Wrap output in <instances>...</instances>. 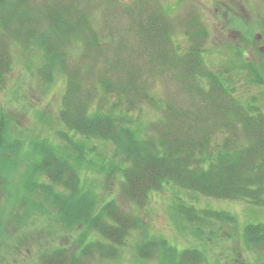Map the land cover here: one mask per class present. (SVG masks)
<instances>
[{
    "label": "trees",
    "instance_id": "obj_1",
    "mask_svg": "<svg viewBox=\"0 0 264 264\" xmlns=\"http://www.w3.org/2000/svg\"><path fill=\"white\" fill-rule=\"evenodd\" d=\"M109 4L118 1L0 0V91L13 68L12 48L41 55L39 74L46 84L60 72L67 79L60 111L64 131L33 141L28 152H23L24 141L12 135L11 118L0 112L2 186L9 184V191L15 187L11 172L28 158L13 197L25 218L30 217L22 221V231L40 219L73 236V244L41 254L37 264L119 260L132 231L143 229L119 202L144 208L153 192L170 183L205 198L245 201L264 209V113L256 100L242 103L226 78L205 64L196 46L185 53L174 47L170 15L147 0L126 10L132 23L118 50L126 49L132 36L127 59H107L95 73L113 37L104 41L91 14L97 11L95 5ZM192 18L187 27L195 31L188 34L197 43L195 38L206 32ZM157 67L179 72L174 76L187 100L165 104L152 97L148 78ZM248 68L253 83L264 89L263 75L252 64ZM146 105L163 111L157 121H143ZM96 177L120 181L119 196L97 193ZM194 204L177 213L194 222L195 239L214 245L222 224L228 227L224 238L235 240L233 214L199 211ZM242 235L248 250L264 253V223L246 225ZM174 252L163 239L146 240L134 260L147 264L159 257L162 264H208L197 248L179 256Z\"/></svg>",
    "mask_w": 264,
    "mask_h": 264
},
{
    "label": "rangeland",
    "instance_id": "obj_2",
    "mask_svg": "<svg viewBox=\"0 0 264 264\" xmlns=\"http://www.w3.org/2000/svg\"><path fill=\"white\" fill-rule=\"evenodd\" d=\"M97 1L100 2V0ZM117 1L118 5L109 4L111 7L95 5L97 11L91 14L96 21L97 33L105 38L104 41L107 43L108 35L113 37L110 48L106 49L107 54L104 58L99 57L101 63L95 73H99L107 59L111 63H116L120 57L127 59L129 50L133 47L131 36V41H126L127 48L118 50L120 41L125 38V32L132 23V18L126 10L128 7L134 9L138 0ZM147 1L155 7L160 5L170 15L174 47L181 53L189 51L193 46L202 50L205 64L212 71L226 78L235 96L242 103L255 99L256 106L264 113V89L253 83L254 78L250 75L248 68V65H254L256 71L264 77V0ZM192 16L200 20L199 29L206 32L204 37L195 38L197 43L188 34L195 31L187 27L193 19ZM238 51H242L243 55L238 57ZM12 56L14 61L12 71L0 91V112H5L11 118L9 123L13 130L12 135L24 141L26 150L23 152L25 153L29 151V144L33 141L51 139L57 130L64 131L60 123V111L67 79L60 72L48 85L39 74V69L44 63L40 54H24L21 49L12 48ZM91 56L87 55L88 62L92 61ZM154 73V77L148 79L151 85L150 93L155 100L172 104L171 102L180 103L188 99L180 83H177L175 76L179 72L163 71L161 67H157ZM143 111L145 113L141 117L148 123L157 121L163 112L156 111L150 105H146ZM111 149L112 147H108L109 152ZM104 153L108 152L104 151ZM27 159L23 157V165L11 172L15 187L9 191V184L3 183L2 186L0 183V235H2L0 236V264H37L41 254L73 244L72 235L44 220H31V223L22 231V221H29L30 217L25 218L22 207L14 205L13 197L16 184L22 181L21 175H25L26 166L23 161L26 162ZM93 177L95 176H90V178ZM94 181L97 193L102 196L106 194L119 196L120 181L103 182L97 177ZM196 199L200 201L196 203ZM190 202L195 203L193 206L199 211L211 209L233 214L237 223L236 227L233 225L230 229L236 236L235 240L229 241L224 238V235L228 234H225L228 227L222 224L221 237L214 245L211 244L214 241L195 239L192 228L195 225L194 222L185 220L177 213L179 208L189 206ZM119 203L124 211L140 220L143 229L132 231L119 260L102 263L95 260L93 264H136L134 256L136 257L139 245L146 240L159 239L165 240L170 247L174 248V255L177 253L179 256L192 248L199 249L206 254L208 264H264V261L261 262L264 253L248 250L241 238L246 225L264 223L263 208L245 201L205 198L171 183L164 185L161 192H153L144 208H132L129 205H123L122 202ZM147 264H162V261L159 257H154Z\"/></svg>",
    "mask_w": 264,
    "mask_h": 264
}]
</instances>
